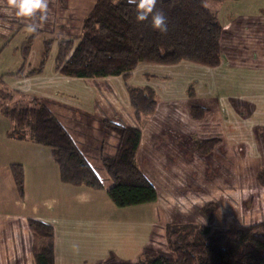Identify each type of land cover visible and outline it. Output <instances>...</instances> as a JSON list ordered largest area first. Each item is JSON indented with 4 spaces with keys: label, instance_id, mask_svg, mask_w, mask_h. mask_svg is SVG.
<instances>
[{
    "label": "rangeland",
    "instance_id": "obj_1",
    "mask_svg": "<svg viewBox=\"0 0 264 264\" xmlns=\"http://www.w3.org/2000/svg\"><path fill=\"white\" fill-rule=\"evenodd\" d=\"M94 2L46 0V9L25 19L15 15L8 0H0V76L14 94L12 101L18 106L46 104L74 142L77 138L71 130L77 127L86 131L85 138L93 137L91 145L97 146L98 157L87 161L103 185L100 191L76 187L94 192L95 201L70 198L68 189L75 188L61 182L49 148L26 138L4 145L0 136V145H4L0 149V198L10 204L19 200V206L0 213V264H28V257L32 263L29 217L48 218L55 227L56 264H126L143 253L171 255L164 238L168 223L224 229L229 224L264 222V187L256 180L264 169V0L208 5L222 27L217 67L185 61L176 65L141 63L127 79L108 77L93 82L60 76L54 70L58 40L81 37L82 20ZM66 15L67 22L63 21ZM46 43L43 71L32 78L14 77L23 58L30 68H37ZM125 86H147L155 92V111L143 122L136 121L143 132L141 145L149 146L150 165L156 167L145 176L154 186L157 201L118 208L107 196L112 181L98 158L100 154L112 156L109 143L112 137L117 138L102 121L131 124L132 108ZM192 107L207 109L202 120L192 118ZM168 115L186 129L178 131V140H169L166 150L170 148L168 153L174 155L170 153V160L164 159V141L152 150L149 137L150 133L158 140L164 134L161 123ZM13 127L0 114V130ZM191 132L197 141L219 140L213 150L200 154L195 169L188 166L194 163L191 141L182 139ZM79 139L75 144L83 154L84 142ZM178 141H185L184 145ZM91 154L96 157L94 151ZM6 160H15L11 162L22 166L23 175L25 172L21 197ZM246 196L248 199L241 201ZM209 201L215 205V214L207 221L201 212ZM33 209H39L40 217L30 214Z\"/></svg>",
    "mask_w": 264,
    "mask_h": 264
},
{
    "label": "trees",
    "instance_id": "obj_2",
    "mask_svg": "<svg viewBox=\"0 0 264 264\" xmlns=\"http://www.w3.org/2000/svg\"><path fill=\"white\" fill-rule=\"evenodd\" d=\"M223 1L227 0H155L154 11L163 12L167 22V31L161 33L154 30L148 21L136 20L140 8L130 4L129 0H95L82 20L81 37L58 40L54 70L67 78L127 79L141 63L176 65L185 61L217 67L221 62L222 27L208 5ZM141 2L152 6L149 0ZM48 47L46 43L37 68H30L23 58L22 66L13 76L25 79L40 74ZM125 87L135 119L143 122L155 111L154 90L147 86ZM13 97V92L0 76V114L15 126L8 136L18 140L26 138L49 148L62 183L102 190L103 185L96 172L49 107L41 102L18 106L12 101ZM206 111V108L192 107L191 116L199 120ZM102 126L118 138L112 156L100 155V162L112 181V186L106 191L111 202L118 208L155 203L157 193L154 186L136 162L140 128L109 120H103ZM216 143L219 140L215 138L199 141L195 143V149L206 154ZM9 166L21 197L23 168L15 163ZM256 180L260 187H264V169ZM201 213L205 220H212L214 203H207ZM27 227L33 237L30 250L34 264H55V231L51 223L29 217ZM164 238L171 255L143 253L136 261L126 264H264V222L229 224L224 229H214L206 224L168 223L164 227Z\"/></svg>",
    "mask_w": 264,
    "mask_h": 264
},
{
    "label": "crops",
    "instance_id": "obj_3",
    "mask_svg": "<svg viewBox=\"0 0 264 264\" xmlns=\"http://www.w3.org/2000/svg\"><path fill=\"white\" fill-rule=\"evenodd\" d=\"M90 11V10H89ZM88 14V13H87ZM63 21H68V17H67V15L63 18ZM91 81H95V82H98L99 80H102V79H90ZM106 93H107V95L109 94V92H108V90H106ZM131 114V117H130V121H129V123H131V124H129L128 126H136V127H138V128H140V130H141V126H139V124L137 123V121H136V119H135V117H134V113H133V109H132V112L130 113ZM175 119V118H174ZM134 120V121H133ZM135 122V123H134ZM120 123V122H119ZM123 123V122H122ZM121 123V124H122ZM161 124H164V134L163 135H161L160 136V138L158 139V140H156V139H153L152 137H151V135H150V133H149V137H150V139L152 140V142H151V146L153 147L152 148V150L153 149H155L156 148V146H157V144H158V142H160V141H164V159L165 158H167L168 160H170V156L172 155V153H171V155H170V153H168V151L170 150V148L169 149H167L166 150V146L168 145V142H169V140L171 139V138H173V139H176V140H178V136H179V134H178V131H182V132H184L186 129L182 126L183 124H178V123H176V122H174V120H173V117H169V115H168V117H166V120L164 121V123H161ZM123 125H125V124H123ZM126 126V125H125ZM82 129V128H81ZM87 129V128H86ZM10 130H12V129H9V130H5V129H1L0 130V136H1V140H2V143L4 144V145H6V143H8V142H10L11 140H14L15 141V138H13V137H9L8 136V133L10 132ZM66 130H67V128H66ZM82 130H84V129H82ZM68 131V130H67ZM72 132L71 133H74L75 134V137L77 138V140H75V142L76 143H79L80 142V139H79V137L81 138V140H82V143L84 142V144H83V146H82V152H83V155L85 156V158L88 160V157H93V158H96L97 159V157H98V154H95V152H98V150H95L96 148H97V146H93V145H91V144H93L95 141H93V143H92V141H91V138H93V137H90V138H85V136H86V131H81L78 127L77 128H75V129H72L71 130ZM149 131H150V129H149ZM165 132L167 133V134H165ZM69 133V132H68ZM71 135V134H70ZM187 137H186V136ZM185 135L183 134V136H184V138H182L183 140L184 139H186V143H188V142H190L191 141V146L189 147V150H192V158H193V161H194V163L193 164H191L190 162L188 163V166L190 165L191 166V168L192 169H195V161L197 162V161H201V156H200V152L199 151H197L196 149H195V143L196 142H199V141H197V139H196V136H195V133L194 132H191V133H185ZM142 136H143V132H142V130H141V139H142ZM71 137H72V135H71ZM181 137V136H180ZM13 138V139H12ZM94 139V138H93ZM16 140H18V139H16ZM95 140V139H94ZM117 142H118V139L116 138V137H112V139H111V141H110V143H109V150H108V152L110 153V155H113L114 153H115V150H116V147H117ZM141 142H142V140L140 141V146H139V150H138V154H137V156H136V162H138V163H142L143 164V166H139V164H138V166H139V168L141 169V171L144 173V171H145V173H144V175H146V173H148V172H150V170H153V169H156V167L154 166V165H150V158H151V151H150V148H149V146L145 143L144 144V146H142L141 145ZM185 142V141H184ZM183 142V143H184ZM178 144H180L181 146H183L184 144L183 143H180L179 141L177 142ZM4 145H0V149L4 146ZM103 148H104V145H102L101 146V148H100V153H101V151L103 150ZM112 148V149H111ZM92 151H94V154H95V156L96 157H94L92 154H91V152ZM166 151V152H165ZM49 153H50V151H49ZM167 154V155H166ZM101 155V154H100ZM166 155V156H165ZM1 157H2V159L4 158V156L3 155H1ZM172 157H174V155H172ZM8 159H9V157H7ZM6 158V159H7ZM177 160H178V158H176ZM98 160H99V162H100V156H99V158H98ZM11 161H15V160H6V162L5 163H7V165L9 166V164H11V163H14V162H11ZM89 161V160H88ZM24 167V166H23ZM24 171H25V168H24ZM12 178V177H11ZM24 183H25V172H24ZM112 186V182H111V185L109 186V187H111ZM75 189H68V194H69V196H70V198H73V197H77L76 199L77 200H79L80 202H82V200H84L83 202H86V201H95L96 199H97V196L96 195H94L95 193L94 192H91V191H87V190H85V189H81V188H76V187H74ZM107 191V190H106ZM215 194L217 193V194H219L218 193V190L217 191H213ZM77 194H79V195H77ZM220 195V194H219ZM17 196H18V194H17ZM246 199H248L247 198V196L246 197H243L242 199H241V201H243V200H246ZM209 202H211V201H209ZM18 203H19V200L18 199H15V200H13V204H10V202H8V201H4L3 199H1L0 198V204H1V206H0V213H2V211H6V212H4V213H6L7 214V211L8 210H10V208L12 207V208H14V206H15V204H17V206H19L18 205ZM66 208V206L65 205H63V209H65ZM23 212H24V210H23ZM34 212V213H33ZM33 212H31L30 214L31 215H33V216H35V217H40V212H39V209H33ZM252 217V216H251ZM254 218H258V216L257 215H254L253 216ZM26 219V218H25ZM46 219H48V218H42L41 220H43V221H48V220H46ZM5 221V220H4ZM257 222H259V220L257 221ZM50 223V222H49ZM0 225H1V223H0ZM51 225L53 226V224L51 223ZM54 229H55V227H54ZM55 231V230H54ZM55 240H56V236H55V239H54V255H55V245H56V242H55ZM28 261V264H33L34 263V261H33V258H32V263H31V261H30V259H29V257H28V259H27ZM55 264H56V257H55Z\"/></svg>",
    "mask_w": 264,
    "mask_h": 264
},
{
    "label": "clouds",
    "instance_id": "obj_4",
    "mask_svg": "<svg viewBox=\"0 0 264 264\" xmlns=\"http://www.w3.org/2000/svg\"><path fill=\"white\" fill-rule=\"evenodd\" d=\"M151 7L141 0H129V3L136 5L140 11L136 13L138 22L148 21L154 30L161 33L167 31L166 17L161 11H154L155 0H149ZM10 7L15 9V15L21 18H31L35 14L47 8L46 0H8ZM34 30V29H29Z\"/></svg>",
    "mask_w": 264,
    "mask_h": 264
}]
</instances>
